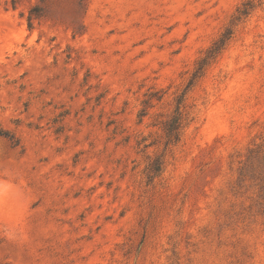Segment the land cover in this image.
Here are the masks:
<instances>
[{"label":"rangeland","instance_id":"obj_1","mask_svg":"<svg viewBox=\"0 0 264 264\" xmlns=\"http://www.w3.org/2000/svg\"><path fill=\"white\" fill-rule=\"evenodd\" d=\"M247 1L0 0V264H264V0L234 24Z\"/></svg>","mask_w":264,"mask_h":264},{"label":"trees","instance_id":"obj_2","mask_svg":"<svg viewBox=\"0 0 264 264\" xmlns=\"http://www.w3.org/2000/svg\"><path fill=\"white\" fill-rule=\"evenodd\" d=\"M44 2L45 0H41ZM254 1L255 0H250L247 2H244L242 6H240L237 9V13L234 17V24L235 22H240L242 19L246 18L249 16V14L252 11V8L254 6ZM86 5V0H78L77 5H76V10L75 14L79 15L81 12L84 11ZM48 12L47 6L45 7L43 4L39 3L35 6H33L30 9V15H29V26L32 27V19L35 17L42 16ZM233 35V28H227L226 31L223 33V35L216 41L214 44L210 47V49L207 51V55L203 57L200 62L199 66L197 67V70L190 81V85H193L196 78L201 76L205 70V67L207 64L210 62L211 59H214L218 54L222 51V49L225 48L228 40L231 39ZM182 123H183V116L181 112H178V114L175 116L174 120L172 123H166L165 125V132L166 135L169 139V141L175 140V142L179 141L180 136H181V128H182ZM264 144L260 145L258 147V150L256 151V158L257 160L261 159L263 160L261 162L263 168H264ZM260 164V166H261ZM161 170V163L159 162H152L150 163L148 167V177L152 178L154 174L159 172ZM261 182V188L264 190V177L260 178Z\"/></svg>","mask_w":264,"mask_h":264}]
</instances>
